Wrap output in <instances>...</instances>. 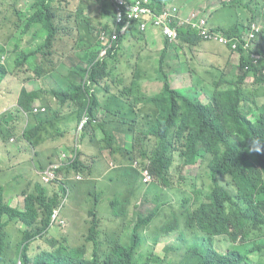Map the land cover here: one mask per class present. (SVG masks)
<instances>
[{
    "label": "trees",
    "instance_id": "trees-1",
    "mask_svg": "<svg viewBox=\"0 0 264 264\" xmlns=\"http://www.w3.org/2000/svg\"><path fill=\"white\" fill-rule=\"evenodd\" d=\"M128 1L131 2V0ZM168 1L171 0H149L148 4L155 12L159 13L164 7L168 9ZM66 2L67 0H26L27 7L13 10L9 7L5 20L9 24L12 22L15 24L14 27H9V34H12L13 37L24 35L27 26L31 27L34 22L41 21L48 31L47 40L52 42L57 31L52 21L54 14L51 13V9L60 8L61 4ZM263 2L264 0H233L232 4L242 11L244 18L258 19L264 18ZM32 6L36 8L37 12L33 14L32 18L28 14V23L23 22L22 11ZM194 9L197 12L195 19L197 26L205 18L207 23L204 24L209 31L217 29L216 26H213L215 20L212 15H208L207 11L199 5L194 6ZM70 11L73 13V19L87 21L81 7L77 6L76 9ZM111 14L115 15L112 11ZM226 15V19L229 21L232 16L228 12ZM171 19L174 20V16ZM126 21L127 18L124 16L123 21L118 23L120 33L116 43L118 55L122 53L121 43L125 38V34H121V27ZM196 28L197 30L180 27L179 39L169 40L165 36L164 46L157 49L156 56L152 59L155 63L154 71L144 67L140 71L134 72L130 83L123 87L117 83L119 80L114 78L116 77L114 74L118 72L119 64L113 67L110 62L113 61L111 58L115 57L113 54L115 48L108 53L107 57L94 64L93 73L85 68L82 71H77L79 76L78 74L72 76L75 70L69 68V73L63 75L65 80L56 85L50 84L47 88L50 91L47 89L29 90L26 86H30V84L27 83L19 93L16 107H11L12 109L1 113L2 103H0V113L2 114L0 116V134L3 140L6 141L13 135H19L16 120L21 117V112H27L32 114L36 123L23 130L22 138L29 141L34 147H37L41 140H45L41 133L42 128L50 122L56 121L57 117L67 119L66 129L61 131L59 136L54 133L50 134V138L53 137L52 140H54L65 134L69 129L68 120L74 117L78 123L89 101L91 102L89 110L94 116L99 106L105 110L104 115H108V113L120 114L113 107L116 102H120L124 107H130L126 117L124 119L119 117V122L116 125L103 121L98 125H93L90 122L81 134L80 140L84 141L89 137L93 144L98 145L100 149L107 150L122 169L118 179L126 185L127 189L123 197L117 196L111 201L114 220L122 218L124 222L132 205L131 199L139 200V204L136 205L139 213L135 222L131 224L127 236L130 245H124L119 238L112 235L107 236V239H102V230L99 228L102 219L101 213L98 215L97 212L91 210L92 224L87 221L89 226L84 233V239L79 243H68L66 236L61 241L52 237L47 239L51 246L49 249L32 253L33 242L50 234L51 215L62 199L73 191H81L83 189L81 182L88 183L86 180H90L96 184L92 178L98 179L101 175L105 176L103 169L97 171L94 163L83 157L86 151L79 149V158L70 164L68 157L74 146H64L66 151L64 157L61 155L58 157L59 166L51 167L55 162L54 156L51 155L48 160L40 162L39 170L36 171L43 173L49 169L55 171V177L49 183L54 187L53 193H50L47 187L40 183H34L30 190L22 187L21 194L24 197L22 209L10 207L9 204L4 203V196L0 195V264H13L19 258L22 259V264L261 263L260 259L251 255L250 252L243 253L239 249L232 248L235 246L234 243L240 239L243 242H248L245 244L246 251L250 247L264 251V150L261 153H250L246 150L248 139L264 140V104L261 106L259 101L260 96L264 94V75L259 76L251 62L253 51L242 47L239 48L241 51L240 65L244 73L238 76L237 81H227L218 77L215 73L214 62H209L204 73L201 72L194 46L203 41L198 29H204V25ZM128 30L136 31L131 25ZM229 32L230 30L227 31V33ZM134 36L144 38L140 45L142 50L148 37H145V32H138ZM91 48L93 51L88 57L93 62L99 57L101 46L96 42L91 44ZM39 54L40 51L37 49H24L22 55L16 57L14 61L0 63V84L11 70L18 74L21 71L17 67L21 68L28 58L31 56L37 58ZM182 55H193L196 58L197 62L192 58L186 64L190 68L191 74L207 76L210 81H213L216 88L220 89L218 95L208 103H202L201 89L194 79L190 86L175 87L172 83L171 72L176 66L179 65L183 70H187L182 62ZM143 60L145 61L146 58ZM208 60L211 59L208 58ZM136 62L140 61L136 60ZM246 66H248L247 70H245ZM60 67L63 71L67 68L65 64H61ZM248 71L255 75L252 83L244 82ZM34 72L39 77L46 75L41 73L38 66L35 67ZM57 73L58 69L49 70L47 77L52 78ZM154 75L155 77L152 78ZM86 76L88 78L85 83H82L81 80L84 81ZM31 80L35 79L29 78V81ZM123 81L120 79V82ZM156 84H160L162 89L154 98L142 91L143 89L148 91ZM101 94H103L102 97ZM105 95L110 96L106 98ZM39 96L42 103L47 106V110L40 109L36 113L33 111V103ZM11 97L10 95L9 99ZM1 100L3 99L1 98ZM141 100L145 101L144 110H148L143 115L155 118L151 127L144 134L147 139L148 135L152 134L155 138L154 142L152 139L147 140L144 136L133 138L137 134L135 124L133 127L126 124L129 112ZM4 102L8 104L7 101ZM7 111L8 113H5ZM134 113L136 112L134 111ZM250 114L253 115V122L249 118ZM98 127H101L102 132ZM124 127L128 128L122 131ZM99 134L100 138H98ZM96 139L98 141H95ZM126 144L129 146L125 147ZM254 155L257 162L252 160ZM89 156L99 158L100 155L90 153ZM175 157L188 163L199 158L210 169L211 177L214 179L212 190L205 197L200 198L196 193L190 191L192 195L189 197L193 205L188 204L190 201L188 198H183L180 204L181 210L174 207L177 204V198L175 195L173 198L174 191L170 188L173 187L176 179H171L170 175L167 177L160 174V170L168 173ZM134 159H138L141 168L133 166ZM46 163L49 164L46 165ZM147 167L153 175L152 179L147 182H138L142 178L141 169ZM258 167H261L260 170L257 169ZM76 174H82L85 178H78ZM217 175H223L221 179L225 180V183L220 182L221 187ZM224 188L235 190L236 197L239 198L243 206H237L233 197L231 199L222 190ZM98 194L102 195L99 192ZM212 199H214L213 203H211ZM95 201L100 203L98 198ZM149 202L153 204L151 209L149 207L144 209ZM172 210L179 212L173 211L174 216L189 215L190 226H193L195 232L199 233L196 238L188 236V223H185L182 229L183 222L180 219L176 220L174 224L168 218L164 222L163 219L157 222L161 211L171 213ZM61 211L65 212V206L61 208ZM5 217L7 218L5 219ZM63 217L67 219L66 215ZM14 221L19 224L21 239L17 241L13 253L10 255L11 238L8 228ZM175 230H180L181 233L178 234L174 232ZM218 238L229 242L227 250L218 249ZM143 240L149 243L144 254L139 250Z\"/></svg>",
    "mask_w": 264,
    "mask_h": 264
},
{
    "label": "rangeland",
    "instance_id": "rangeland-1",
    "mask_svg": "<svg viewBox=\"0 0 264 264\" xmlns=\"http://www.w3.org/2000/svg\"><path fill=\"white\" fill-rule=\"evenodd\" d=\"M191 1V0H187ZM83 0H67L66 3L61 4L60 8H52L51 13L54 14L52 21L56 26V36L54 37L55 40H60L63 43H70L74 44L76 47L75 49L71 50L67 55L62 54H48L46 52V48H44V44L46 42V38L48 36V31L41 25V24H35L31 27L29 34H20L18 37H13L12 34H9V23L5 20L8 16L9 7L13 9L21 8V7H27L26 6V0H0V63L4 64L6 62L14 61V59L18 56H21L24 49H37L40 51V54L37 58L30 57L26 60V64L23 65L21 68L17 67L21 72L18 74L13 72L9 73V75L1 80L0 84V103H2L1 98L4 101H7L9 107L12 105L16 107L18 105V96L22 89V87L29 83L30 86H26L29 90L30 89H43L45 82H47L48 77L40 78L35 72L34 69L36 66L40 67L41 73L45 74L49 70L53 69H61L60 65L62 63H59V56H63V58L67 61H69L70 68L75 70L73 72L72 76H76L79 71V66L76 64H80L81 66L86 65V60L88 59V55L90 54V50L87 48H78L77 44H80V41H84L86 44L93 43L96 39L98 34L96 33V29L91 28V34L92 36L86 37L88 35V31L81 27L79 32H68L67 28L72 26L73 21V13L70 11L71 9H76L77 6L81 8H85L83 4ZM206 6V4H205ZM31 12L35 13L37 12L36 8L34 6L31 7ZM212 18L216 21L217 16L212 15ZM98 20V19H96ZM97 25L96 27H98ZM22 27L20 28V30ZM148 38L150 42L146 45L143 51L144 56L152 55L158 48L157 44L151 43L155 42L152 39V33L148 35ZM76 43V44H75ZM68 46V45H67ZM67 46H64L66 48ZM138 43H132L128 45L126 48V56L131 59L132 61L135 60L137 51H138ZM7 49V52L1 50ZM96 49V48H95ZM57 56V57H54ZM234 66H229L228 70L231 73V76L235 73V66L238 65V61L233 59ZM143 65V62L142 64ZM68 65L66 64V67ZM44 68V69H42ZM150 70L152 69V72L155 69V63L153 60H150L149 63H147L145 69ZM183 70V68H181ZM64 71L69 72V67L65 68ZM60 72V71H59ZM174 76L172 78V81L175 83V87H183V86H190L192 84V81L194 79V82L203 89L206 93H208V89L211 86L209 83L205 82L208 81V77L203 76V78L195 74H190L189 72H182L179 70L173 71ZM146 76V75H144ZM34 78V81H29V78ZM28 79V80H27ZM253 76H249L247 78V82L252 83ZM143 83V81H142ZM9 85V86H8ZM50 86V85H49ZM113 86H116V84H113ZM161 85L156 84L152 86L148 91H145L146 94L153 96V98L160 93L161 91ZM12 91V92H10ZM10 92V93H9ZM141 95V93L139 92ZM12 96L9 99V96ZM103 94H101V97ZM110 95H105V97H109ZM203 100H205L204 96H202ZM8 99V100H7ZM102 99V98H101ZM263 100V99H262ZM42 99L39 96V98L33 103V106H42ZM144 104L145 101L141 100L137 102L136 106L131 109V111L128 114V119L126 121L127 126L133 127V124L136 126V135L133 138H141L145 136V131H147L150 127L152 122L155 120L152 116H144L143 114H146L148 110H144ZM114 109L116 111H119L120 114H113L108 113V115L105 114V110L99 106L98 110L96 111L95 116L91 114L90 110L87 112V116L89 119V123L91 122L93 125H98L102 121L105 123H109L111 125H116L119 122V117L121 119H124L126 117L127 110L130 109V107H124L120 102H116L113 105ZM134 111L136 113H134ZM5 113H8L5 112ZM4 113V114H5ZM139 114V115H137ZM2 114H0L1 116ZM71 119V120H70ZM68 120V127L73 128L76 125V119L74 117H71ZM56 121L50 122L48 124V128L51 130H60L64 129L65 131V125L67 123V119L65 117H57L55 118ZM19 128V133L23 130H26L33 125H35L36 120L33 118L32 114H28L27 112H21V117L16 120ZM99 130L102 132L101 127H98ZM128 127H124V130H126ZM1 129V127H0ZM51 134L56 133L55 131H50ZM100 133V132H98ZM63 138H59L57 140L54 139L51 141V143H59L61 147L65 148L64 146H69V144H79V148L82 151H86V154H83V157L89 161H92L95 165V168L97 171L100 169H103L105 173L109 171V174L104 176H99L98 179L92 178V183L90 180L88 183L81 182V186L83 189L77 190L76 192L73 191L69 197V200L67 201L65 205V212H62L63 215L67 216V222L68 226L65 227V229H59L57 227H54L50 230V234L46 235L42 239H39L37 241H34L31 246V252H41L44 249H49L51 246L47 242V239L49 238H56L57 240L61 241L64 236L68 238V243H79V241L84 239V233L87 231V228L89 226L88 222L92 224L93 216L91 215L90 211L94 210L97 212V214L102 217L99 223V228L102 230V239H107V236H115L116 238H119L121 242L124 245H130V242L127 238L130 229L131 224L135 222L137 215L139 213V210L136 208V205L139 204V200L131 199V207L129 210L128 217L123 222L122 218H118L116 221L114 220L112 216V210H111V201L117 197H123L125 195L126 185L120 182V180L115 176V171L118 169V165H112V163L116 164V162L112 159L109 152H103L100 153L99 158H94L92 156H89L90 151L95 152V147L93 150H91L92 142L90 138L88 137L84 141L80 140V136H76L72 134L71 131L66 132ZM101 135H98V138H100ZM132 138V139H133ZM148 139H152L154 142L155 138L152 134L148 135ZM25 143V140H21L20 142L17 141L15 143L11 142H4L2 135L0 134V150L2 148H5V151L3 153L1 152L0 155H5L4 160L0 161V174L5 173L7 165H12V167H15L14 172L23 173L25 171L24 167H21L26 161L30 162L28 159H22L20 158V154L17 152L19 149V144ZM30 150L33 149V146L30 142H27ZM44 144V141L41 140L40 147ZM13 152H17L15 156L12 155ZM60 151V150H59ZM76 152V151H75ZM23 153V151H21ZM6 157V158H5ZM96 159V161H95ZM21 163H19V161ZM198 164L193 166H187V167H181L179 171V175L182 178V182L184 184V192H183V198L189 197L192 195L190 191L194 192L195 187H202L204 192H206L209 189V176L207 175V165L205 163H202L201 160L198 158ZM25 166V165H24ZM9 171V176H14L13 171ZM20 180L16 181L19 185H17L15 182H13V187L10 185L3 186V193L6 198H9L11 196H15L18 198L17 206L19 208H23V195L21 194V188L26 187L28 190L31 189V182L28 180L26 175H20ZM39 174L36 178L38 179ZM78 177V176H76ZM113 180H109L112 179ZM219 178V182L225 183L224 179ZM38 182L43 185H49L48 182L44 181V179H38ZM85 181V182H86ZM1 183V182H0ZM92 184V185H90ZM34 185V183H33ZM172 189L174 190L173 198L175 195V187L173 186ZM232 191V190H231ZM99 193H102V195H99ZM100 199V203L96 202L95 199ZM96 202V204H95ZM153 206L152 203H147L146 208L148 207L151 209ZM145 207V206H144ZM148 211V210H147ZM162 214H164L163 211H161ZM62 215V216H63ZM161 216L157 220V222H160ZM19 224L17 222H12L9 226L10 232V245L11 248L9 249V254L11 255L13 253V250L15 248V245L17 244V241L21 239V230L18 226ZM23 225V224H22ZM21 226V223H20ZM113 238V237H112ZM196 238V235H195ZM146 244V241L143 240L142 245L144 246ZM229 242L222 240L221 238H218L217 246L218 249L221 251L227 250L229 247ZM89 254V253H88ZM18 260H16L13 264H17ZM167 264V263H166Z\"/></svg>",
    "mask_w": 264,
    "mask_h": 264
},
{
    "label": "clouds",
    "instance_id": "clouds-1",
    "mask_svg": "<svg viewBox=\"0 0 264 264\" xmlns=\"http://www.w3.org/2000/svg\"><path fill=\"white\" fill-rule=\"evenodd\" d=\"M83 4L85 8H82V10L84 11L85 17L87 19V21L85 20H78V19H73L74 23L72 26L67 28V31L72 33V32H79L81 27H84L87 31H88V35L86 37H90L92 36L91 34V28L93 30V28L96 29V33L98 34L97 39L93 42V43H89L86 44L84 41H82L81 39L78 40L80 41V44H77L78 48H87L90 49V51L92 52V48H91V44H95L96 42L101 46V51L99 54V57L97 59H95L93 62L91 61V59L86 60V65L85 66H81L80 64H76L79 66V71H82L83 69L87 68L90 73H93L94 71H92V68L94 66V64L98 63L99 60L103 59L104 57H107L108 53L111 50H114L117 45V41L119 39L120 33L118 31V23L120 21H118V12H117V8L115 6V3L113 0H83ZM126 3L124 5H122V11H123V18L121 21H123L124 16L127 18L126 23L121 27V34H125V38L122 40L121 43V48H122V53L118 55V50L117 48L113 51V54L115 55V57L111 58L110 61L113 65V67H115L117 64H119L118 67V72H116L114 75H116V79L119 80V82H117L119 85H121L122 87L125 85H128L132 79V75L134 72L140 71L141 69H143L144 67H146L147 63H149L150 60H152L155 56H156V51L154 53H152V55L149 56H144L143 55V51L144 48L146 47V45L148 44L147 41L144 44V48L142 47V50L140 49V45L142 44V41L144 38H137L136 35L138 32H145V37H148V35L146 36L147 32L152 33L153 30H158L160 31L163 36H164V42L162 47L165 44V36L169 39V40H173L174 38L179 39V28L180 27H187V28H193L196 29V27H201L202 25H204V29H198L199 30V35L202 36L203 41L199 42L198 44H196L194 46L195 49V55L197 56L198 59V63H199V70L201 69V72L204 73V69L208 67V65L210 64L209 62H214L215 63V73L217 74L218 77L220 78H224L227 81H237L238 80V76L242 75L244 73V70L241 68L240 65V59H241V51L239 50L240 47H242L243 49L246 50H252V63L255 67L256 72L258 73L259 76L264 75V18L260 17L258 19H246L244 18V15L242 13V11H240L235 5L232 4L233 0H191V1H187V0H171L168 1V9L167 7H164L162 9L161 12H155L156 15H161L164 13V11H167L169 13V15L164 18L160 23H155L154 21H148L147 25L145 27H142L140 22L138 20L135 19H129L127 16V12H128V6L131 4H134L137 0H125ZM153 1V0H151ZM264 3V2H263ZM206 4V6H205ZM199 5L202 9H205L207 11L208 15H216L217 16V20L214 21L213 26H216L217 29H212L211 31H209V29L205 26L204 23L206 22V19H202L200 24L197 26L195 23V19L197 17V12L194 9V6ZM61 8V7H60ZM262 8L264 10V4L262 5ZM153 9V8H152ZM111 11L115 14H111ZM226 12L230 13L232 18L228 21L226 19L227 15ZM28 14L31 16V18L33 17V14L31 12V8H25L24 11H22L21 15L24 18L23 22H27L28 23ZM174 16V20L171 19V17ZM98 19V20H96ZM22 22V23H23ZM41 24L43 27V23L41 21H36L32 24ZM14 23H10L9 26L14 27ZM97 25H99L98 27H96ZM130 25L133 27V29H135L136 31H129V27ZM31 26V27H32ZM219 26H222L221 28H218ZM31 27L26 28V35L29 34ZM8 30V29H7ZM230 30L229 33H227V31ZM128 31V32H127ZM138 31V32H137ZM149 33V34H150ZM25 35V34H24ZM132 43H138V51H137V55L134 61H132L131 59H129L126 56V48L128 47V45L132 44ZM216 43V44H214ZM76 44V43H75ZM68 45V46H67ZM64 46H67L66 48H64ZM75 45L74 44H70V43H63L60 40H55L53 38L52 42H49L46 38V42L44 44V48H46V52L47 55L49 54H53V55H57V54H62V55H67L71 50L75 49ZM157 48V47H156ZM95 49V48H94ZM7 52V49L1 50V52ZM90 52V54H91ZM89 54V55H90ZM220 54V55H219ZM88 55V56H89ZM143 55V57H142ZM57 57V56H54ZM146 58V60L144 61L143 59ZM192 58H194V60L196 61V58L193 55H189V56H185L182 55V62L185 64V66L187 67V70H182L180 68V66H176L174 70H179L182 72H189L190 73V68H188V66L186 65ZM208 58H210L211 60H208ZM233 59L238 61V65L235 66V73L231 76V73L228 70L229 66H234L233 63ZM136 60H139L140 62L137 63ZM59 63L62 64H67L70 68V62L65 60L63 58V56H59ZM143 62V65H141ZM197 62V61H196ZM197 63V65H198ZM26 64V61H25ZM218 68V70H217ZM248 69V66L245 67V70ZM149 70V69H148ZM173 70V71H174ZM60 71V72H59ZM173 71L171 72L172 77H171V81L172 78L174 76ZM69 72L67 71H63L62 69H58V73L56 75H54L52 78H48L47 82H45L44 84V88L42 90H45L49 87L50 84H59L61 82H63L65 80V76L63 75H67ZM159 73V72H158ZM157 73V74H158ZM43 74V73H42ZM45 76H41L40 78L46 77L47 76V72L45 73ZM156 74V75H157ZM191 74V73H190ZM200 75V74H198ZM79 76V74H78ZM77 76V77H78ZM89 76V75H88ZM88 76H86V78L83 80H81L82 83H85V80L88 78ZM202 78L204 75H200ZM249 76H253V81L255 79V75L252 72L247 73V75L244 78V82H247V78ZM155 75L152 77L154 78ZM207 77V76H205ZM120 79H123V82H120ZM204 79V78H203ZM205 82L209 83L211 86L208 89V93H206L203 89H201V96L200 99L202 101V103L206 104L208 103L212 98H215L220 89L216 88L215 84L213 83V81H210L208 78V81H206L204 79ZM252 81V82H253ZM172 83L175 85V83L172 81ZM249 83V82H247ZM48 90V89H47ZM50 91V90H48ZM202 96H204L205 100H203ZM263 99V100H262ZM260 101V105L263 106L264 104V94L260 96L259 98ZM90 101L88 102V104L86 105L81 119L78 123H76V125L73 128L68 129L66 132L71 131L72 134L76 135V136H81V134L84 132L85 127H87V125L89 124V119L87 116V112L89 111V106H90ZM14 107V106H13ZM47 110V106L44 105L42 103V106H33V111L34 112H38L39 110ZM1 114V113H0ZM249 118L251 119V121L253 122V115L250 114ZM46 127V126H45ZM45 127L42 128V132L43 136L45 137V140H43L44 142L48 139H52L50 138V131H55L56 133H54L56 136H59V133L63 130H51V129H46ZM48 127V125H47ZM22 132L21 131L19 133V135H13L10 139H7L4 142H11V143H15L18 139V141L20 142L21 140H25L22 138ZM65 132V133H66ZM58 137L59 138H63L62 136ZM146 138V136H144ZM147 139V138H146ZM148 140V139H147ZM95 141H98V139H96ZM25 142H29L27 140H25ZM51 142V141H49ZM46 143V142H45ZM68 145L70 146H74V149L71 150L68 159L70 160V164H73L74 161L76 159L79 158V144H69V142H67ZM22 144V143H21ZM32 145V144H31ZM41 143L37 145V147H34L33 145V149L36 150V154L40 155V151L38 150V148L40 147ZM129 145H125V147H128ZM95 147V152H91L90 153H94L96 155H100V153L103 152H107V150H103L100 149V147L98 145L92 144L91 150H93ZM60 148L64 149L61 151L60 155L61 157H64L65 155V151L66 149L61 147ZM29 151L28 153H26V151ZM60 150V149H59ZM246 150L248 152H256V153H261L262 150H264V140H261L259 138H252V139H248L247 140V144H246ZM21 151H23L24 154L27 155H32L34 154V156L36 155L35 153H33L30 148H26L24 149L23 147H21ZM54 151L59 154V151L54 147ZM76 151V152H75ZM82 151V150H81ZM40 153V154H38ZM60 157V158H61ZM254 162H257V158L255 157V155L253 156L252 159ZM89 161V160H88ZM92 162V161H89ZM198 158L193 160V162L188 163V162H183L180 158L175 157L172 166L170 167L168 173H166L165 171H161L160 170V174L162 176H169L172 179H176V182L173 183L174 187H175V196L177 198V204L174 206L175 208L181 210L180 208V204L181 201L183 200V192H184V184L182 182V178L179 175V171L181 169V167H187V166H193L198 164ZM133 166L141 168V166L139 165V161L138 159H134L132 162ZM112 165H118V169L115 171V176H117V178H119V173L122 171V169L120 168V165L118 163L114 164L112 163ZM56 168V166H59V162L58 159L55 160V162L52 163L51 167ZM261 167H258L257 169L260 170ZM46 173V172H45ZM45 173L39 171L37 172V176L39 174V179H42V175H45ZM109 174V171L107 173H105V176ZM141 175L142 178L139 181H150L152 179V173L150 172L149 167L147 168H143L141 169ZM207 175L209 176L210 182H209V189L204 192L203 188L200 187H195L194 189V193H196L200 198L205 197L208 193H210V191L212 190V187L214 185V179H212L211 174H210V169L207 168ZM76 176H78V178H85L82 174H76ZM223 177V175H217V180L220 185L219 182V178ZM109 180H113L109 179ZM52 181V179L48 182L50 183ZM35 183V182H33ZM172 189V187H170ZM173 190V189H172ZM224 192H226L232 199L237 202H233L236 203V205H241L242 203L239 201V198L236 197V192L235 190H230L229 188H224L222 189ZM174 191V190H173ZM0 195L4 196V203L6 202L7 204H9L10 207L14 208V209H22L19 208L16 205L13 204V199L14 197H11L9 199H7L3 193V187H0ZM71 194L66 195V197L64 199H62V201L60 202V204L54 209L52 215H51V221H50V229H53L54 227H57L59 229H65L66 226H68V222L67 219L64 218L62 216V211L61 208H63L67 201L69 200ZM195 195V194H194ZM188 198L190 201L188 204L193 205L192 204V200L190 199V197H186ZM185 199V198H184ZM24 200V199H23ZM214 202V199H212V202ZM24 207V205H23ZM194 209V208H193ZM173 211L179 213L176 210H172L171 213L164 211V214H160V216L162 217L161 220L163 219V222L168 218V220H172V223L174 224V222L178 219H180L181 222H183L182 224V229L184 227L185 223H190V219H189V215H184V214H180V216H174L173 215ZM92 215V214H91ZM7 217H5L6 219ZM160 220V221H161ZM188 231V236L190 238H194L195 235L199 234L195 232V229L193 226H190L187 228ZM174 232L181 233L180 230H175ZM129 240V238H128ZM176 242V241H175ZM248 242H243L240 239L237 240V242H235V246L232 249H239L241 251H243V253H248L250 252L251 255L257 256L261 263L260 264H264V251H258L255 250L254 248L250 247L247 251L245 250V248L247 247L245 244H247ZM149 243L146 242V244L144 246H140L139 250L141 253H145L146 247ZM20 261V264H22V259L19 258L18 259V263ZM17 263V264H18Z\"/></svg>",
    "mask_w": 264,
    "mask_h": 264
},
{
    "label": "crops",
    "instance_id": "crops-1",
    "mask_svg": "<svg viewBox=\"0 0 264 264\" xmlns=\"http://www.w3.org/2000/svg\"><path fill=\"white\" fill-rule=\"evenodd\" d=\"M149 33L150 32H147L146 33V36L147 35H149ZM152 39L155 41V42H152L151 41V43H155V44H157V48L158 49H161L162 48V45H163V42H164V36H163V34L160 32V31H158V30H153V32H152ZM150 42V40H149V38L147 39V43H149ZM31 85V84H30ZM1 95V94H0ZM8 100V99H7ZM11 107H13V105L11 106ZM11 107H9V105L8 104H6L3 100H2V112L1 113H3L4 111H6V110H8V109H12ZM46 129H49L48 127H47V125H46V127H45ZM41 133H44V132H41ZM45 134V133H44ZM58 140V139H57ZM49 141H52V139H48V140H46L45 142H44V144L41 146V147H39L38 148V150L40 151V155H37L36 154V150L35 149H31V151L33 152V153H35L36 155L34 156V154H32V155H27V154H24V153H21V147H23L24 149H26V148H30L29 147V145H28V143L27 142H25V143H22V144H19V149H18V153L20 154V158H22V159H28V160H30V162H28V161H26L21 167H24L25 168V171L23 172V173H19V172H14V169H15V167H12V165H7V167H6V170H5V173H1L0 174V187L2 188L3 186H5V185H10L11 187H13V182H15L17 185H19L16 181H18L19 180V183H20V180L22 179V178H20L19 176L20 175H26L27 176V178H28V180L31 182V189H32V187L34 186L33 185V182H38L37 180L39 179V177H38V179L36 180V178H37V169L39 170V167H40V162H43V160L44 161H46V160H48L49 159V156H51V155H53L54 156V159L55 160H57L58 159V157H59V155H60V153H61V151L62 150H64V149H62V148H60V144L59 143H57V141H56V143L54 144V143H51V142H49ZM54 147L59 151V149H60V151H59V154H57L55 151H54ZM2 150L3 151H5V148H2ZM3 151H1L0 150V153L2 152L3 153ZM17 152H13L12 151V155L13 156H15V154L17 153ZM29 151L27 150L26 151V153H28ZM4 155H5V152H4ZM3 154L2 155H0V161L1 160H4V156ZM6 156V155H5ZM6 158V157H5ZM21 161L22 160H20L19 161V163H21ZM51 161V160H50ZM50 163V162H49ZM49 163H46V165L47 164H49ZM25 165V166H24ZM8 170H11V171H13V175L14 176H9V171ZM46 187H47V189H48V191L50 192V193H53V190H54V187L52 186V185H45ZM11 197H14V199H13V204L14 205H16L17 204V202H18V198L17 197H15V196H11ZM11 197H9V198H11ZM9 198H7V199H9Z\"/></svg>",
    "mask_w": 264,
    "mask_h": 264
},
{
    "label": "built area",
    "instance_id": "built-area-1",
    "mask_svg": "<svg viewBox=\"0 0 264 264\" xmlns=\"http://www.w3.org/2000/svg\"><path fill=\"white\" fill-rule=\"evenodd\" d=\"M118 12V21L123 18L122 5L126 3L125 0H113ZM149 0H137L134 4L128 6L127 16L129 19L138 20L142 27H145L148 21H154L155 23H160L164 18H166L169 13L164 11L161 15H156L153 9L148 4ZM53 167V166H52ZM55 177L54 170H47L45 175H42L44 181L49 182ZM20 264V261L19 263Z\"/></svg>",
    "mask_w": 264,
    "mask_h": 264
}]
</instances>
